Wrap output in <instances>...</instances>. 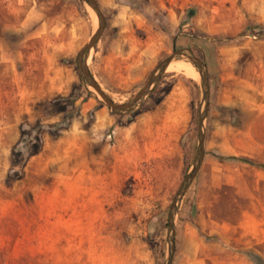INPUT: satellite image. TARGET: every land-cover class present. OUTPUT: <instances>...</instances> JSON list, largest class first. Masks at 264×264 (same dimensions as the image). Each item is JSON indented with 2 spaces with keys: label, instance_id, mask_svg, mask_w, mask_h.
<instances>
[{
  "label": "rangeland",
  "instance_id": "1",
  "mask_svg": "<svg viewBox=\"0 0 264 264\" xmlns=\"http://www.w3.org/2000/svg\"><path fill=\"white\" fill-rule=\"evenodd\" d=\"M96 1L87 65L115 103L174 48L206 64L205 155L172 264H264V0ZM98 22L85 0H0V264H165L200 75L180 55L194 76L168 67L137 109L113 112L76 62Z\"/></svg>",
  "mask_w": 264,
  "mask_h": 264
},
{
  "label": "water",
  "instance_id": "2",
  "mask_svg": "<svg viewBox=\"0 0 264 264\" xmlns=\"http://www.w3.org/2000/svg\"><path fill=\"white\" fill-rule=\"evenodd\" d=\"M85 2L93 9L98 17V28L95 33L91 36L89 41L80 49L77 55V67L79 69L80 75L82 77V81L89 87H91L95 93L101 98V100L105 103L108 109L112 110L118 114L130 113L137 109L148 94L151 92L153 86L157 83L161 75L166 71L169 65L173 62H178V56H183L184 60L192 63L199 75H200V86H201V101L202 107L199 113L198 118V145L196 148V153L194 157L193 164L185 175L182 183L177 189L172 202L169 207L168 220H167V256L165 264H172L173 256H174V247H175V234H176V213L178 204L183 197L186 190L191 185L193 179L195 178L198 170L201 167L203 162V158L205 155L204 149V122L208 114L209 109V97H210V88H209V77L206 68V64L200 58L191 55H185L183 52L188 51L191 53L190 49H176L174 48L172 53L167 56L165 59L160 61L155 69L152 71L150 77L144 86L136 93V95L132 98L131 101L124 104L115 103L104 91L100 88L91 72L89 71L87 65V57L90 49L97 43L99 40L103 30H104V16L101 12V9L96 0H85Z\"/></svg>",
  "mask_w": 264,
  "mask_h": 264
},
{
  "label": "bare ground",
  "instance_id": "3",
  "mask_svg": "<svg viewBox=\"0 0 264 264\" xmlns=\"http://www.w3.org/2000/svg\"><path fill=\"white\" fill-rule=\"evenodd\" d=\"M169 67L184 70L185 73L190 76H194L196 74L194 68L183 61L173 62Z\"/></svg>",
  "mask_w": 264,
  "mask_h": 264
},
{
  "label": "trees",
  "instance_id": "4",
  "mask_svg": "<svg viewBox=\"0 0 264 264\" xmlns=\"http://www.w3.org/2000/svg\"><path fill=\"white\" fill-rule=\"evenodd\" d=\"M231 158H236V157H231Z\"/></svg>",
  "mask_w": 264,
  "mask_h": 264
}]
</instances>
